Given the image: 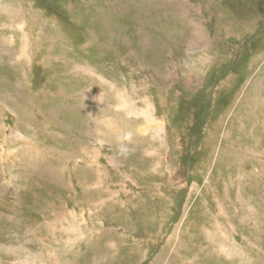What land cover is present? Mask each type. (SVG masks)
I'll return each mask as SVG.
<instances>
[{
    "label": "rangeland",
    "instance_id": "rangeland-1",
    "mask_svg": "<svg viewBox=\"0 0 264 264\" xmlns=\"http://www.w3.org/2000/svg\"><path fill=\"white\" fill-rule=\"evenodd\" d=\"M0 264H264V0H0Z\"/></svg>",
    "mask_w": 264,
    "mask_h": 264
}]
</instances>
